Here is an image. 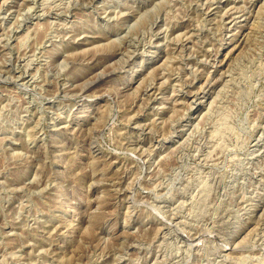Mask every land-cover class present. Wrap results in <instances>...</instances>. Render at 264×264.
Segmentation results:
<instances>
[{
	"label": "rangeland",
	"instance_id": "1",
	"mask_svg": "<svg viewBox=\"0 0 264 264\" xmlns=\"http://www.w3.org/2000/svg\"><path fill=\"white\" fill-rule=\"evenodd\" d=\"M0 264H264V0H0Z\"/></svg>",
	"mask_w": 264,
	"mask_h": 264
}]
</instances>
